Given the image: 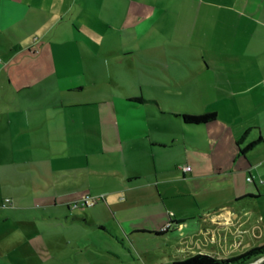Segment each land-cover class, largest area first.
I'll list each match as a JSON object with an SVG mask.
<instances>
[{
	"label": "crops",
	"instance_id": "1",
	"mask_svg": "<svg viewBox=\"0 0 264 264\" xmlns=\"http://www.w3.org/2000/svg\"><path fill=\"white\" fill-rule=\"evenodd\" d=\"M117 1L0 0V264H71L65 261L69 255L60 258L63 262L36 256L57 248L53 230L7 224L70 221L67 214L32 216L19 210L28 203L14 205L18 199L38 198L39 190L53 189L51 196L45 195L48 206L52 199L69 206L82 182L109 202L111 229L117 235L180 238L172 261L166 254L145 255L153 262L148 264H172L196 253L230 258L264 243V0H171L176 25L190 29L179 36L218 48L226 63L209 56V64L238 72L237 77L218 74L228 85L199 88L194 97L204 108L221 98L231 118L220 119L215 111L212 122L186 123L181 114L195 105L188 91L177 89L174 97L153 100L165 111L171 103L180 121L152 120L143 104L117 97L108 118L114 133L105 134L100 107L79 108L88 118L65 114L71 109L66 96L92 84L83 72L70 71L72 61L82 56L73 50L70 54L67 46L88 43L96 48L101 35L84 16L96 13L99 3ZM185 13L191 16L183 21ZM220 45L224 48L216 47ZM55 88L57 103L49 99ZM72 126L85 132L71 133ZM76 143L87 151L72 146ZM106 152L118 161H110ZM72 154L77 161L70 160ZM108 182L109 188L102 190ZM72 220L85 221L78 216ZM131 239L139 247L140 240Z\"/></svg>",
	"mask_w": 264,
	"mask_h": 264
},
{
	"label": "rangeland",
	"instance_id": "2",
	"mask_svg": "<svg viewBox=\"0 0 264 264\" xmlns=\"http://www.w3.org/2000/svg\"><path fill=\"white\" fill-rule=\"evenodd\" d=\"M165 6L166 0H135L134 3L130 0H119L108 2V4L107 2L99 3L96 13L85 14L83 21L98 31L101 37L97 39L96 48L88 43L87 45L74 43L67 46L71 48L70 54L73 50L82 56V60L72 61L70 71L83 72L92 83L83 90H76L66 96V104L70 105L71 109L67 108L65 114L68 113L70 119L76 115L75 112L79 117H89L79 108L100 107L101 115L105 119L103 132L113 134L111 121L108 120L113 101L117 97L128 101H132L131 98L142 97L143 100L134 99L133 102L143 104L151 112L149 115L152 116V120H154L153 116L175 120L179 118L176 117L179 110L173 108L168 102L169 108L165 111L153 99L174 97L177 89L188 91V96L192 98L195 105L186 113L202 114L207 111H219L220 119L231 118L230 111L224 106L221 98L217 99L216 104H207L208 106L204 108L197 104L198 101L194 97L195 94H199V88H224L219 82L228 85L226 79H220L221 75L218 74L224 72L237 77L238 72L229 68L221 69L211 66L209 56L211 58L213 56L212 59L218 60L219 63H226L222 60V51L181 38L179 34L183 33L187 36L190 29H182L176 25L179 23L173 1L169 0ZM190 16L189 13L182 15L183 21L189 20ZM216 47L224 48L221 45ZM231 61L234 62V60ZM57 79L58 77L55 76V85H57ZM40 99H44L41 94ZM49 99L55 103L60 100L58 88H55V92L49 93ZM230 100L235 101L234 98ZM77 132L82 134L85 131L72 126L71 133ZM72 146L84 149L80 143L72 144ZM84 151L87 150L84 149ZM106 155L110 161L112 159L118 161L109 152H106ZM70 160L77 161L78 156L72 154ZM102 163L106 167L110 166V162L103 159ZM94 174L100 176L97 173ZM73 180L81 181L78 177H73ZM109 185L108 182L100 188L103 190L109 188ZM94 191L88 190L86 183L82 182L77 191H72L70 195L72 202L69 206L62 204V199L58 202L52 199L48 206L45 195L51 196L55 191L53 189L39 190L38 198L27 202L18 199L14 206H25L28 203L27 208L19 210L33 214L32 216L37 214L39 217L67 214L70 221L67 222L65 217L63 221L50 220L48 225L41 220H29L20 224L11 221L7 224V228H28L35 231L49 229L56 232L53 245L57 248L36 255L39 260L52 256L51 260L63 262V258H60L69 255L70 261L66 259L65 261L71 264H148L153 262L147 261L145 255L153 258L158 254H166L167 260H173L175 251L178 250L177 244L180 243L179 237L166 234L160 238L152 235L146 239V236L139 235L141 239H131L130 236L117 235L111 229L113 213L109 202L102 200L103 194ZM70 196L67 195L65 198L68 199ZM87 196H92L97 201L93 205H84V199ZM5 201L8 203L10 199L6 198ZM76 216L82 217L85 221L72 220ZM57 235L60 236L57 237ZM130 239L140 240L139 247L138 244L133 246ZM259 246L258 244L257 247ZM144 251L147 252L143 253ZM254 262L264 264V253L251 259L249 263Z\"/></svg>",
	"mask_w": 264,
	"mask_h": 264
},
{
	"label": "trees",
	"instance_id": "3",
	"mask_svg": "<svg viewBox=\"0 0 264 264\" xmlns=\"http://www.w3.org/2000/svg\"><path fill=\"white\" fill-rule=\"evenodd\" d=\"M133 99L143 100L142 97ZM181 116L186 123L205 124L214 121L217 118V113L215 111H207L202 114L183 113ZM155 233L160 234V232ZM262 253H264V243L259 247L252 248L243 254L230 258H218L206 253H196L183 259H176L172 264H247L251 259Z\"/></svg>",
	"mask_w": 264,
	"mask_h": 264
},
{
	"label": "built area",
	"instance_id": "4",
	"mask_svg": "<svg viewBox=\"0 0 264 264\" xmlns=\"http://www.w3.org/2000/svg\"><path fill=\"white\" fill-rule=\"evenodd\" d=\"M191 168V166H186L185 169L186 170H189ZM248 180H253V178L251 176H249L247 178ZM97 201L96 198L92 197V196H87L85 199H84V205H93L95 202ZM77 205V204H76ZM171 214H173L171 212ZM171 226V222H169L166 226H164V230L168 229L169 227Z\"/></svg>",
	"mask_w": 264,
	"mask_h": 264
},
{
	"label": "water",
	"instance_id": "5",
	"mask_svg": "<svg viewBox=\"0 0 264 264\" xmlns=\"http://www.w3.org/2000/svg\"><path fill=\"white\" fill-rule=\"evenodd\" d=\"M252 264H258V263L254 262V263H252Z\"/></svg>",
	"mask_w": 264,
	"mask_h": 264
}]
</instances>
